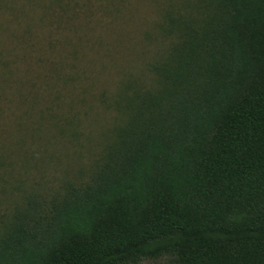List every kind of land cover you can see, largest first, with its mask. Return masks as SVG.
<instances>
[{
  "label": "trees",
  "instance_id": "obj_1",
  "mask_svg": "<svg viewBox=\"0 0 264 264\" xmlns=\"http://www.w3.org/2000/svg\"><path fill=\"white\" fill-rule=\"evenodd\" d=\"M194 10H164L158 86L120 87L89 179L28 199L0 264H264V0Z\"/></svg>",
  "mask_w": 264,
  "mask_h": 264
},
{
  "label": "rangeland",
  "instance_id": "obj_2",
  "mask_svg": "<svg viewBox=\"0 0 264 264\" xmlns=\"http://www.w3.org/2000/svg\"><path fill=\"white\" fill-rule=\"evenodd\" d=\"M206 3L0 0V238L28 199L43 206L89 179L125 120L111 105L120 87L158 86L150 68L175 39L159 28L164 10L195 22Z\"/></svg>",
  "mask_w": 264,
  "mask_h": 264
}]
</instances>
